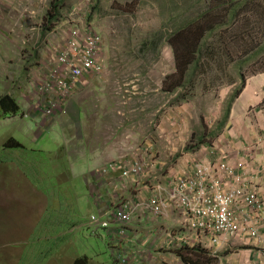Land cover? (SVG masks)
<instances>
[{
    "label": "rangeland",
    "instance_id": "1",
    "mask_svg": "<svg viewBox=\"0 0 264 264\" xmlns=\"http://www.w3.org/2000/svg\"><path fill=\"white\" fill-rule=\"evenodd\" d=\"M263 5L0 0V99L9 96L19 106L17 114L0 107V264H118L108 231L91 225L99 213V173L116 162L142 160L154 166L146 182L164 184L205 161L203 146L223 133L236 94L264 74ZM211 11L216 30L203 39L199 64L184 79L170 40ZM54 16L58 21L51 23ZM77 26L102 36V73L44 118L37 85L48 77L53 48H64ZM135 195L130 191L124 201ZM177 213L160 222L162 232L191 237ZM148 218L146 228L157 237L161 227ZM187 248L158 243L156 252L177 262Z\"/></svg>",
    "mask_w": 264,
    "mask_h": 264
},
{
    "label": "built area",
    "instance_id": "2",
    "mask_svg": "<svg viewBox=\"0 0 264 264\" xmlns=\"http://www.w3.org/2000/svg\"><path fill=\"white\" fill-rule=\"evenodd\" d=\"M102 47L100 34L88 27L77 26L70 32L64 48H53L54 58L49 63L48 77L37 85L44 118L50 119L62 109L80 83L102 73ZM153 169L151 162L121 161L98 175L96 199L97 207L102 211L92 217L91 225L108 231L112 254L118 264H130L137 259V255L132 257L129 249L133 242L132 225L137 217H151L153 225L161 227L156 232L158 242L173 249H195L204 244L203 240L220 249L233 240L263 241L264 195L247 174L244 162L234 166L228 157L220 158L218 162H196L190 171L164 184L152 180L146 182ZM132 190H136L137 196L124 201ZM103 197L109 202L103 203ZM105 207L109 209L107 212L103 211ZM175 212H178L180 226L191 237L173 230L162 232L160 222L169 220ZM154 233L151 232L152 238H156ZM197 240L201 242L197 243ZM162 264L171 263L166 260Z\"/></svg>",
    "mask_w": 264,
    "mask_h": 264
},
{
    "label": "crops",
    "instance_id": "3",
    "mask_svg": "<svg viewBox=\"0 0 264 264\" xmlns=\"http://www.w3.org/2000/svg\"><path fill=\"white\" fill-rule=\"evenodd\" d=\"M223 125L221 136L213 144L203 146L204 152L207 153L205 161L218 162L220 158L228 157L234 166L244 162L247 174L264 195V74L248 82L232 105L227 122ZM110 204L114 205L113 202ZM101 211L102 209L98 207V212ZM170 219L167 221L169 222ZM144 220L146 219L143 217H137L134 226L132 225L133 242L129 249L133 254L132 257L137 255V259L130 264H162L166 260L171 264H182L179 256L175 257L176 262L172 254L156 252L160 242L158 237L152 238L151 230L154 228H146ZM138 221H141L140 226ZM178 225L180 226V218ZM262 237V242L246 243L233 240L222 249L203 240L204 244L198 248L206 249L210 256L218 258V264H264V230ZM200 242L201 240H197V243Z\"/></svg>",
    "mask_w": 264,
    "mask_h": 264
},
{
    "label": "trees",
    "instance_id": "4",
    "mask_svg": "<svg viewBox=\"0 0 264 264\" xmlns=\"http://www.w3.org/2000/svg\"><path fill=\"white\" fill-rule=\"evenodd\" d=\"M213 11L200 17V19L188 27L174 33L170 40V44L174 49L177 71L184 79L187 77L188 72L196 65L195 63L199 64L196 56L198 55L203 39H205L207 34L216 30V24H213L215 18L213 17V19L211 17ZM57 18L54 16L51 23H54ZM243 89L236 94L234 100L241 95ZM0 107L4 114H17L19 111L17 103L9 96H4L0 99ZM179 257H181L184 264H218L219 262L218 258L210 256L204 250L186 249ZM75 264H88V262L87 260H79Z\"/></svg>",
    "mask_w": 264,
    "mask_h": 264
},
{
    "label": "clouds",
    "instance_id": "5",
    "mask_svg": "<svg viewBox=\"0 0 264 264\" xmlns=\"http://www.w3.org/2000/svg\"><path fill=\"white\" fill-rule=\"evenodd\" d=\"M97 180V179H96ZM99 214V213H98ZM187 249H190V248H187ZM198 249H201V248H198ZM190 250H196V249H190ZM182 260V259H181ZM184 263V262H183Z\"/></svg>",
    "mask_w": 264,
    "mask_h": 264
}]
</instances>
